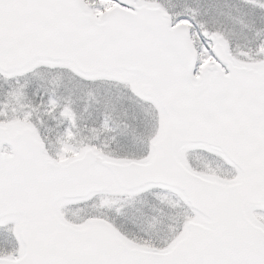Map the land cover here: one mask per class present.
<instances>
[{
    "label": "snow or ice",
    "instance_id": "6c2138e0",
    "mask_svg": "<svg viewBox=\"0 0 264 264\" xmlns=\"http://www.w3.org/2000/svg\"><path fill=\"white\" fill-rule=\"evenodd\" d=\"M0 264H264V0H0Z\"/></svg>",
    "mask_w": 264,
    "mask_h": 264
}]
</instances>
